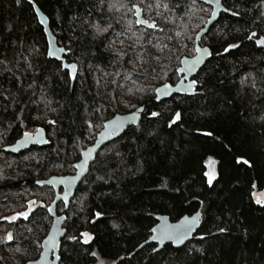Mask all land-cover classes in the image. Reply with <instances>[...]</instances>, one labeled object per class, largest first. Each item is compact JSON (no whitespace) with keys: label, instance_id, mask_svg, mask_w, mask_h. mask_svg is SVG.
I'll use <instances>...</instances> for the list:
<instances>
[{"label":"trees","instance_id":"obj_1","mask_svg":"<svg viewBox=\"0 0 264 264\" xmlns=\"http://www.w3.org/2000/svg\"><path fill=\"white\" fill-rule=\"evenodd\" d=\"M97 2L35 0L58 46L66 51V62L77 66V79L66 80L62 63L46 55V37L32 5L27 0L19 5L15 0H0V53L4 54L0 58L14 61L19 58L17 53L28 55L37 49L29 57L33 68L27 73L28 83L36 81V95L32 96L33 89H29L27 96L38 100L43 91L51 102L49 108L55 109L25 101L28 106L22 126L21 121L11 119V111L0 112V264H26L40 253L37 245L51 223L47 207L36 208L28 220L19 214L25 213L31 201L48 206L54 193L34 183L73 174L77 156L80 158L92 144L103 124L142 105H147L146 113L162 114V119L149 120L145 113L138 124L145 132L153 131V135L136 139L140 135L137 126L127 129L97 153L95 158L105 166L92 165L91 174L88 170L77 187L81 191L76 189L68 208L57 205V213L66 216L65 236L79 237L86 232L93 237L90 244L63 238L59 264H96L99 260L113 264H264V198L257 204L258 199L253 197L254 187L264 193V95L241 83L251 73L264 89V51L246 38L253 30L264 33V23H260L264 20L260 16L264 4L261 0H223L226 9L235 11L233 6L237 5L240 15L221 14L200 41L212 56L196 76L205 80L212 91L195 97L175 95L156 103L155 89L162 82L178 81L180 60L194 56L195 39L164 41L172 49L169 58L162 61L165 71L169 75L176 72L170 80L162 81L159 76L136 79V73L135 83L125 80L132 63L126 56L119 65L114 64L107 44L135 19L124 11L100 12L95 7ZM175 3L170 0V7ZM210 13L211 9L202 3L182 0L173 18L176 24L186 26V36L194 38ZM118 17H122L119 22ZM84 20L111 23V35L94 36L93 30L82 23ZM124 35L129 33L125 31ZM229 44L240 47L225 53L223 49ZM133 48L135 44L127 51L131 53ZM217 50L221 55H216ZM117 72L120 75H105ZM175 112H180L182 119L168 127L167 121ZM45 114V119L34 118ZM155 119L161 122L155 123ZM48 120L56 123L49 125ZM86 120L95 127L86 131ZM37 129L45 131L46 147H32L18 155L3 152L24 131ZM204 132L212 135H202ZM208 158L217 162V176L212 183L205 175ZM244 160L248 164L238 162ZM97 176L107 183L97 181ZM85 191L87 198L82 199ZM97 212L101 213L99 219L95 217ZM196 212L202 215L199 230L179 250L171 244L155 252V244L140 247L149 239L158 215L176 222ZM13 216L17 219L12 222L6 219ZM113 224L118 228L114 229ZM9 234L12 241H7ZM89 250L95 251L99 259Z\"/></svg>","mask_w":264,"mask_h":264},{"label":"snow or ice","instance_id":"obj_2","mask_svg":"<svg viewBox=\"0 0 264 264\" xmlns=\"http://www.w3.org/2000/svg\"><path fill=\"white\" fill-rule=\"evenodd\" d=\"M16 4L19 5L21 3V0H15ZM182 0H176V3L173 4L170 7V0H137L135 3L128 2L126 3L125 0H98L95 7L100 12H107L109 14H115L120 13L121 11H124L125 14H131L135 17V20L133 23L127 24L124 26L122 31L120 33L116 34V38L112 39L107 44V50L111 53L113 59V63L119 65V62L124 60V57H128L129 60L132 63V71L126 72L124 74L125 80H131L133 83H135V80H133V73H136V79L141 78V76H145L147 78L155 79L157 76L161 77L163 80H170L172 76L176 75V72L174 71L171 75H169L166 71V65L162 63L163 60H165L168 57V53L172 51V49L169 47L167 43H164L165 40L167 41H175L176 43H179L183 39H195V40H203L205 38V32H198L196 36L190 37L186 36L184 34L185 25L182 24H176L175 19L173 18V11L175 8H179L181 5ZM196 0H193V4H195ZM262 4H264V0H261ZM27 3L29 5H32V11L35 13L36 16H40V9L36 6L35 0H27ZM204 4H210V3H219V0H203ZM237 10L233 11L230 9H225L224 11L228 12V14L232 17H238L240 15L239 8L237 5L233 6ZM200 11H205V9L201 8ZM91 15V13H89ZM212 16L216 15L215 11L211 12ZM147 18H144V17ZM261 17H264V12L260 13ZM103 20L104 18L101 17ZM122 19V17L117 18V22ZM255 22V21H254ZM83 24L87 25L89 28H91L94 32V36H100L105 33H110V29L112 28L111 23H98V22H92L89 20L82 21ZM260 23H264V20H261ZM170 25H175V28H170ZM180 29V30H176ZM11 29H9L10 31ZM128 32L129 35L125 36L124 32ZM210 31V30H205ZM173 32L174 35H170L169 33ZM155 37V41L153 39ZM248 40H252L255 46L264 48V33L258 34L256 31H250V34L246 37ZM108 37L105 36V40H107ZM125 41H130V43L126 44ZM13 46H15V42H12ZM132 44H135V48H133L132 52L129 53L127 51V48L132 47ZM239 44H229L227 45L223 51L225 53L230 52L232 49L239 48ZM167 49V52L165 50ZM155 50V52H153ZM38 51L37 49L33 48L28 55H24L22 52L17 53L16 55L19 57L18 59H15L14 61H7V58H0V112L8 113L11 111L13 113L11 119L14 121H21L22 126V118L24 117L25 111L27 109L28 104L25 103L27 101L28 103H34L36 105L43 104L45 108H49L50 101L45 99L43 91H41L40 99L33 100L32 96L36 95V92L34 89L36 88V81L35 79L32 80L31 83H28V75L27 73L32 71V63L29 57L32 55V53ZM56 51L64 52L65 49L60 48L56 49L55 46H50L47 49L46 55L50 60H59L60 57L56 55ZM198 52L206 54L208 57L212 56V51L209 48H200L198 49ZM0 55H4L0 53ZM216 55H221V52L217 50ZM204 57L203 55L198 56L196 59L192 60L191 62L188 60H183L181 63L186 65V68L181 71L180 73V85L178 88H176V92H181L185 95L189 96H201L206 95L208 92H211L212 90L207 88L206 81L202 80L199 75H197L194 79H192L190 82H188L186 85L182 82L183 78L186 76L187 73H191L194 68L198 64H201ZM12 66H9V65ZM60 65H58V68ZM71 68V73H69L67 70L64 71L63 75L64 78L67 80L69 78L71 79H77L76 76V68L77 66L75 64L66 65L64 66L65 69ZM105 75H120L119 72L114 74H108ZM250 79V83L248 80ZM264 82V81H262ZM97 85L99 84V81L96 82ZM220 84H223L224 81L220 80ZM242 84H246L249 90H254L256 92H260L261 95H264V89H261L257 82L255 77H252L251 73H249L248 77H245L241 80ZM120 87H123V85H120ZM173 85L167 82H162L158 88L155 89L156 95L158 97H161L163 95H173ZM197 87H199V91L197 90ZM29 89H33L32 96H27V92ZM129 92L132 91V89L128 90ZM139 91V89H137ZM50 111H55V109H50ZM95 111H100L99 109H96ZM138 112H144V109H137ZM146 116L149 120H153V118H161L162 114L159 111H153L151 113H146ZM35 119H45V117H34ZM133 119H135V115H133ZM182 119L180 112H175L174 116L170 117L167 121L168 127H172L174 124H176L178 121ZM155 123H160V119H155ZM47 123L49 125H53L56 123L55 120H48ZM87 124V129L91 130L95 127V125L90 121H85ZM120 127L119 123H116L115 126L112 127V131H116V129ZM40 130L36 131V135L39 137ZM136 132L140 133L139 136L136 137V139H140L144 136H152L153 131L149 130L147 132L143 131V129L137 125ZM91 135V132H89ZM33 133H30L28 131H24L22 136L23 143L27 144L32 137ZM202 135L205 136H211L212 133L210 132H204ZM44 143H48L47 140H44ZM5 151H17L15 147H12L11 149H5ZM91 150H87L84 155L85 158L89 155H91ZM117 157L120 156L119 151L115 153ZM25 159H28V157H25ZM79 156H77V160H79ZM243 164H248V161H238ZM97 164L101 167L105 166L101 163L99 158H94L92 162L89 163V175L91 174L92 165ZM250 166V165H249ZM73 167H78L80 169L84 168V163H78L76 165H73ZM80 173H77V176H79ZM207 175V173H205ZM111 178V177H109ZM97 181L103 180L104 183H107V180H104L102 176L96 177ZM41 187L44 186V184L47 183H65L71 186L72 181H37ZM211 183V181H209ZM77 191H81L80 189H77ZM87 198V191H85L84 196L82 199ZM63 206L67 207L69 203V197L68 193L65 191L64 196L62 197ZM257 204H261V200H256ZM36 201H31L29 203V209H32V205H35ZM39 207H47L48 213H53V208L48 205H44L41 203ZM23 218L25 220H28L29 213L25 212L22 214ZM96 219H99L101 217V213L97 212L95 214ZM9 220V222H12L17 219V216H13L10 218H6ZM57 219H60L59 216H57ZM197 217H192L191 219L185 218V220L179 224V225H167L165 227H158L156 229H153V232H156L159 235V239H168V240H176L183 243L185 237L189 235V233L193 230L194 225L196 224ZM94 222V221H93ZM112 227L118 228V225L113 224ZM31 231V229H29ZM223 231V229H221ZM66 240H71L76 243L81 244H90L93 237L86 232H81L79 237L78 236H65ZM83 238V239H82ZM13 237L11 234L8 235L7 241H12ZM153 240H156L157 237L153 236ZM203 239V237H201ZM148 243V241H146ZM51 244L52 247L48 250L50 252H55L57 245L55 242V237L53 236L51 239H46L43 241V245L47 246ZM40 245L38 244L37 247ZM143 247V245H141ZM179 250V245L176 246ZM17 251H20L19 248H17ZM152 251H157L155 247L152 248ZM89 254L93 257H96L99 259L97 253L95 251L89 250ZM186 254V253H185ZM56 261H61V255L55 256ZM34 264V262H32Z\"/></svg>","mask_w":264,"mask_h":264},{"label":"water","instance_id":"obj_3","mask_svg":"<svg viewBox=\"0 0 264 264\" xmlns=\"http://www.w3.org/2000/svg\"><path fill=\"white\" fill-rule=\"evenodd\" d=\"M196 1L204 4L203 0H196ZM204 5L209 7L211 9V12L212 11L216 12L215 16H212L210 13L209 18L207 19L204 26L199 31V32L204 31L205 35H206L209 31H205V30H210V28L218 21L220 15L221 14H228V12L224 11L226 8L223 5V0H219L218 4L217 3H210V4H204ZM36 17H37L39 24L43 28V32H44V35L46 37V42H47V49L50 46H55V48L57 50L62 48V47L58 46L57 40L50 30L47 17L41 11H40V16H36ZM134 19H135V17H134ZM200 41L201 40H194V53H195L194 56L183 57L180 60L179 68L177 69V75H178L179 79L176 83L172 84L174 86L173 87V95H163L161 97H158L156 95V92H155L153 102L159 103V102L168 100L172 96H175V95L189 96V95H185L181 92H176V88L179 87L180 82H181L180 73H181V71H183L186 68V65L181 63V61L188 60L191 62L192 60L196 59L200 55H203V57H204L202 63L198 64L196 66V68H194L192 70L191 73H187L186 76L183 78L182 82L186 85L188 82H190L192 79H194V77L196 76L198 71L210 59V57H208L206 54L198 52V49H200V48H208L206 46H201ZM259 48L264 51V48H261V47H259ZM56 55L59 56L60 59L55 60V61L62 63L63 69L69 70L71 73L70 67L67 69L64 68V66H66V65H71V64H68L65 60L64 56L66 55V51H64V52L56 51ZM137 109H144V112H138ZM137 109L133 110L132 112L126 113V114H117V115L113 116L112 118H110L109 120H107L103 124L101 130L97 133L92 144L89 145L87 148H85L81 152L80 159L78 160L77 163H75V165L78 163H84L83 169H80L78 167H74L75 171L71 175L51 176L45 180H41V181H53V180H56V181H72V184H71V186H69L68 184H65V183H47V184H44L43 187H47V188L52 189V191L54 193L53 200L49 204L53 208L54 212L53 213L47 212L49 217L51 218V223H50L49 229H48L45 237L41 241L40 253H39L37 259L34 261H31V262H28L26 264H32V262H34V264H59V261H56L55 256L60 254L61 240L66 235V229L64 228L66 216L63 214L57 213V205L59 203H61L63 205L62 197L64 196L65 191L68 193L69 203H70L72 197L75 194V191H76L78 185L80 184L81 180L83 179V177L87 174V172L89 170V163L94 160L97 153L102 148H104L106 145L110 144L111 142L117 140L120 136H122L125 133V131L127 129L134 127V126H137L140 123L142 116L146 113L147 105H142V106L138 107ZM133 115H135V119H133ZM116 123H119L120 127H118L116 129V131H112L111 129L113 126H115ZM37 130H40L39 137L36 135ZM37 130H35V132L33 133L32 137H31V140L27 144L23 143L22 136H21L13 144L4 147L3 152L8 153V154H12V155H18L21 152L27 151L32 147H46L48 145V143H44V140H47L45 131L43 129H37ZM12 147H15L17 149V151H14V152L13 151H5V149H11ZM87 150H91L92 154L85 158L84 153ZM78 172L80 173L79 176H77ZM34 184L38 187H41V185H39L37 183V181ZM253 197L257 198V199H263L264 193L263 192H257L256 188L254 187ZM29 203L27 204V210L25 211V212H28L29 214L32 213L36 208H42V207H39L41 202H36L35 205H32V209L30 210L29 209ZM69 203H68V206H69ZM68 206L65 208H68ZM57 216H59L60 219H57ZM194 216L197 217L196 224L194 225L193 230L189 233V235L187 237H185L183 243H181L180 241H176V240H168V239H162L161 240V239H159L160 234L152 231L153 229H156L158 227H165L167 225H179L185 220V218L191 219ZM201 217H202L201 213L196 212L195 214H193L191 216L186 215V216H183L182 218H180L178 221L172 222L168 216L158 215L156 217L157 223L152 228L151 235H150L149 239L147 240L148 243L144 242L142 245L144 246L147 244H155L157 251H159L164 245H168V244H171L176 249H177V247H176L177 245H179V248H181L197 234L199 227L201 225ZM53 236L55 237V242H56L57 248H56L55 252H50L48 249L51 248L52 245L49 244L47 246H44L43 241L46 239H51ZM153 236H156L157 239L153 240L152 239Z\"/></svg>","mask_w":264,"mask_h":264},{"label":"rangeland","instance_id":"obj_4","mask_svg":"<svg viewBox=\"0 0 264 264\" xmlns=\"http://www.w3.org/2000/svg\"><path fill=\"white\" fill-rule=\"evenodd\" d=\"M33 130H30V133H33ZM206 167V177L208 182L211 181L214 182L217 176V162L213 158H208L205 162ZM96 264H113L112 262L105 261V260H99Z\"/></svg>","mask_w":264,"mask_h":264},{"label":"flooded vegetation","instance_id":"obj_5","mask_svg":"<svg viewBox=\"0 0 264 264\" xmlns=\"http://www.w3.org/2000/svg\"><path fill=\"white\" fill-rule=\"evenodd\" d=\"M34 132H35V131H34ZM34 132H33V133H34Z\"/></svg>","mask_w":264,"mask_h":264}]
</instances>
